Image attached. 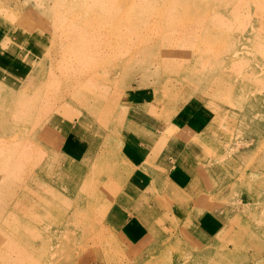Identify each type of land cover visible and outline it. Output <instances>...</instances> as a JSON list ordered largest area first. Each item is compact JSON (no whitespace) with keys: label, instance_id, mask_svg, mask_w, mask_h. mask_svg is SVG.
Returning <instances> with one entry per match:
<instances>
[{"label":"rangeland","instance_id":"1","mask_svg":"<svg viewBox=\"0 0 264 264\" xmlns=\"http://www.w3.org/2000/svg\"><path fill=\"white\" fill-rule=\"evenodd\" d=\"M0 22L42 56L0 73V264H264V0H0ZM136 109L197 127L201 178L147 190L132 240Z\"/></svg>","mask_w":264,"mask_h":264},{"label":"crops","instance_id":"2","mask_svg":"<svg viewBox=\"0 0 264 264\" xmlns=\"http://www.w3.org/2000/svg\"><path fill=\"white\" fill-rule=\"evenodd\" d=\"M0 28V38L3 40L0 44L6 45L4 51L0 53V73L4 72L3 75L10 81L24 83L29 72L34 70L33 63L37 64L41 60V42L33 32L24 31L22 28L12 27L8 31L1 25ZM166 114L167 111L163 112V116H167ZM155 116L154 113L143 115L139 110H134L128 119L127 129L129 131L139 129L144 131L143 134H147V137L141 138L138 132L126 130L121 136V142L126 147L124 150L136 162L139 172L134 180L128 183L123 201L117 205V209L115 208L110 221L118 231H122L123 234L127 232L132 240L140 236L135 230L137 228L132 226L125 214L141 215L142 219L144 215L149 214L151 204L148 201L147 190L161 192V184L162 182L166 184L168 177L179 182H195L201 178L199 169L201 132L189 122L170 123L171 126H165L161 131L155 132L158 127V119ZM65 121L59 124L62 135L67 137L70 144L82 146L84 138L87 140V133L83 131L86 126L75 130L76 121L68 120L70 121H67L68 125L73 123V127L66 133ZM93 152L97 150L93 149ZM195 188L196 186L192 187L193 190Z\"/></svg>","mask_w":264,"mask_h":264},{"label":"bare ground","instance_id":"3","mask_svg":"<svg viewBox=\"0 0 264 264\" xmlns=\"http://www.w3.org/2000/svg\"><path fill=\"white\" fill-rule=\"evenodd\" d=\"M135 27H137V26H135ZM114 38V37H113ZM87 81V80H86ZM105 193V192H104ZM24 202V201H23ZM20 204V203H19ZM39 204V203H38ZM21 205H23L22 203H21ZM25 205V204H24ZM45 207V206H44Z\"/></svg>","mask_w":264,"mask_h":264}]
</instances>
